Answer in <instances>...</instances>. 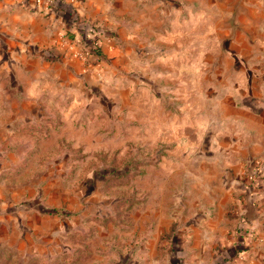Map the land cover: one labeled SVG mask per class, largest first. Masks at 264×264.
Here are the masks:
<instances>
[{"label": "rangeland", "instance_id": "1", "mask_svg": "<svg viewBox=\"0 0 264 264\" xmlns=\"http://www.w3.org/2000/svg\"><path fill=\"white\" fill-rule=\"evenodd\" d=\"M14 2L46 14L27 0ZM63 32L59 50L50 45L54 59L43 51H27L33 54L27 58L0 51V208L7 212L3 221L19 230L12 239H21L1 256L14 264L35 256L51 264L114 258L121 242L147 239V229L163 218L164 196L171 195L174 211L187 195L211 196L219 186L205 166L214 156L213 96L227 93V82L236 79L225 53L104 51L99 59L77 51L80 44ZM39 59L53 62L42 82ZM76 60L85 66L75 70ZM5 64L12 72L2 71ZM262 161L243 160L212 176H221L229 197L241 199L230 206L234 222L251 215L264 241V210L255 215L248 191L256 183L250 164Z\"/></svg>", "mask_w": 264, "mask_h": 264}, {"label": "crops", "instance_id": "2", "mask_svg": "<svg viewBox=\"0 0 264 264\" xmlns=\"http://www.w3.org/2000/svg\"><path fill=\"white\" fill-rule=\"evenodd\" d=\"M27 2L35 6L34 0ZM71 2L80 15L111 31V35L102 38V50L107 53L221 51L229 63L233 62L231 71L236 76L233 82H227V93L217 91L213 96L216 106L210 146L214 156L211 165L208 159H202V163L212 167L207 177L219 182V186L212 188L211 192L215 193L211 196L191 193L182 198L180 207L174 211L169 203L171 195L164 196V210L158 212L163 218L147 229L145 241L135 244L128 241L130 247L128 242L125 241V246L121 242V250L116 251L114 258L100 256L93 264H264V241L255 235L259 227L255 233L253 223L245 215L237 224L234 222L235 218L229 214L230 206L237 207L241 199L229 197L221 176H212L217 168L236 169L243 160L260 157L262 165L250 164V171L258 168L260 172L253 174L256 183L249 186L248 191L255 215L264 210V0ZM50 7L45 0L39 7L45 10L43 14L20 6L14 0H0V51H19L27 58L28 55L33 57L27 51H45L53 43L60 42L58 32L64 27L63 16ZM59 45L56 43L58 50ZM40 61L35 68L42 73L38 79L42 82L49 78L44 72L53 62ZM26 64L23 69L20 67V73L26 72ZM73 65L75 70L85 66L78 60ZM67 69L66 65L61 68L62 78L69 73ZM2 71L12 72L6 64ZM241 74L246 76L245 80L240 78ZM4 217L7 212L0 208V264H14L12 258L1 254L18 244L20 238L14 240L12 236L19 230L16 225L3 221ZM175 221L178 223L172 235ZM49 259L20 258L18 264H34V261L51 264Z\"/></svg>", "mask_w": 264, "mask_h": 264}, {"label": "trees", "instance_id": "3", "mask_svg": "<svg viewBox=\"0 0 264 264\" xmlns=\"http://www.w3.org/2000/svg\"><path fill=\"white\" fill-rule=\"evenodd\" d=\"M49 5L51 6V10L62 14L64 20L63 31L69 38L73 41L79 42L85 50L94 54L97 58L101 59L104 57L105 54L102 50V38L104 35L112 34L107 27L99 26L94 21L80 15L75 6L69 0H52ZM97 41L101 42L97 45ZM55 51L54 48L48 47L43 52L45 56L54 59L57 57ZM108 53L107 55L110 56L112 51H109ZM253 172L259 173L260 170L257 168ZM43 212L58 213L60 210L55 207H46ZM243 218L246 219V217Z\"/></svg>", "mask_w": 264, "mask_h": 264}, {"label": "built area", "instance_id": "4", "mask_svg": "<svg viewBox=\"0 0 264 264\" xmlns=\"http://www.w3.org/2000/svg\"><path fill=\"white\" fill-rule=\"evenodd\" d=\"M45 0H34L35 2V7L38 6V7H41L42 6V3L44 2ZM49 3L52 1V0H47ZM72 1V0H71ZM40 9V8H39ZM64 33V32H63ZM65 35V34H64ZM101 41H97L96 44L98 45ZM79 43V42H77ZM80 44V43H79ZM77 51H83L85 53V55H89L91 53H89L87 50H85L82 45L80 44V49H78ZM253 174H255L253 172Z\"/></svg>", "mask_w": 264, "mask_h": 264}, {"label": "water", "instance_id": "5", "mask_svg": "<svg viewBox=\"0 0 264 264\" xmlns=\"http://www.w3.org/2000/svg\"><path fill=\"white\" fill-rule=\"evenodd\" d=\"M249 200L252 202L251 204H252V206L254 207L253 201H252V199H251L250 196H249ZM247 217H248L250 220H253V218H252L249 214H247Z\"/></svg>", "mask_w": 264, "mask_h": 264}]
</instances>
